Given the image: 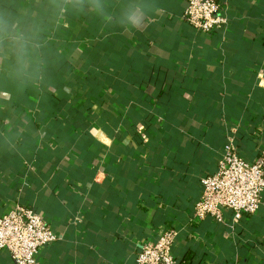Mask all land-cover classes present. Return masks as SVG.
Returning <instances> with one entry per match:
<instances>
[{
  "label": "crops",
  "instance_id": "crops-1",
  "mask_svg": "<svg viewBox=\"0 0 264 264\" xmlns=\"http://www.w3.org/2000/svg\"><path fill=\"white\" fill-rule=\"evenodd\" d=\"M217 1L228 24L204 33L187 0H0V215L60 237L35 264H137L167 228L177 264H264V198L193 213L229 143L264 148V0Z\"/></svg>",
  "mask_w": 264,
  "mask_h": 264
},
{
  "label": "built area",
  "instance_id": "built-area-1",
  "mask_svg": "<svg viewBox=\"0 0 264 264\" xmlns=\"http://www.w3.org/2000/svg\"><path fill=\"white\" fill-rule=\"evenodd\" d=\"M217 0H187L184 20L197 31L213 33L226 28L228 17ZM202 195L194 208V218L213 217L226 223V213L233 219L255 214L264 198V148L254 161L244 157L235 142L229 143L218 169L202 178ZM177 228L165 229L157 239L141 245L137 264H177L174 246ZM50 223L33 208L16 204L0 215V251L8 250L15 264H35L43 247L59 240Z\"/></svg>",
  "mask_w": 264,
  "mask_h": 264
},
{
  "label": "clouds",
  "instance_id": "clouds-1",
  "mask_svg": "<svg viewBox=\"0 0 264 264\" xmlns=\"http://www.w3.org/2000/svg\"><path fill=\"white\" fill-rule=\"evenodd\" d=\"M125 22L132 27H139L141 24V17L135 11H128L125 14Z\"/></svg>",
  "mask_w": 264,
  "mask_h": 264
}]
</instances>
